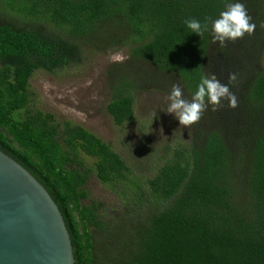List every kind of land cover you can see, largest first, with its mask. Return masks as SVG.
<instances>
[{
	"label": "trees",
	"instance_id": "1",
	"mask_svg": "<svg viewBox=\"0 0 264 264\" xmlns=\"http://www.w3.org/2000/svg\"><path fill=\"white\" fill-rule=\"evenodd\" d=\"M237 0H0V147L30 166L73 225L76 264H264V0H240L256 29L225 46L184 21L215 20ZM128 46L135 74L113 76L105 110L114 124L133 120V94L165 89L171 76L187 99L203 73L237 74L238 106L189 126V138L140 188L128 165L91 132L51 113L28 109L27 81L36 68L79 62L81 39L106 25ZM129 75V76H128ZM213 126H209L214 122ZM96 178L127 208L105 217L88 199Z\"/></svg>",
	"mask_w": 264,
	"mask_h": 264
},
{
	"label": "rangeland",
	"instance_id": "2",
	"mask_svg": "<svg viewBox=\"0 0 264 264\" xmlns=\"http://www.w3.org/2000/svg\"><path fill=\"white\" fill-rule=\"evenodd\" d=\"M105 25L96 30L95 36L86 35L81 39L79 62L54 71L36 68L31 72L27 81L28 109L51 113L57 123L68 121L94 134L128 165L127 176L135 177L140 188L146 189V178L153 176L175 144L188 140L190 129L181 126L174 114L166 112L167 97L175 82H170L171 76L161 78L165 89H145L133 94V120L121 124L112 122L105 104L110 97L113 76L122 77L124 71L135 74L140 67L128 58V46L114 41L124 37L126 32L114 24ZM259 66L264 70V45L259 54ZM221 69V74L214 68L208 73H214L221 82L228 83L226 76L223 78L227 69ZM229 87L234 93L235 88ZM224 111H229L227 102H223L217 111L209 106L202 115ZM79 155L90 168L85 183L88 193L85 202L88 199L101 202L105 217H122L127 208L124 201H130L134 196L132 188L125 189L126 198L117 194L121 186L109 187L101 183L92 170L94 160Z\"/></svg>",
	"mask_w": 264,
	"mask_h": 264
},
{
	"label": "water",
	"instance_id": "3",
	"mask_svg": "<svg viewBox=\"0 0 264 264\" xmlns=\"http://www.w3.org/2000/svg\"><path fill=\"white\" fill-rule=\"evenodd\" d=\"M0 264H76L72 223L33 169L2 147Z\"/></svg>",
	"mask_w": 264,
	"mask_h": 264
},
{
	"label": "clouds",
	"instance_id": "4",
	"mask_svg": "<svg viewBox=\"0 0 264 264\" xmlns=\"http://www.w3.org/2000/svg\"><path fill=\"white\" fill-rule=\"evenodd\" d=\"M251 21L252 17L248 14L245 4L237 0V2L226 4V10L222 11L219 18L215 20L209 17L202 24L199 20L192 18L185 20L184 23L191 33H196L200 37L209 30L210 23L212 42L223 47L228 42L242 39L245 34L252 35L256 24ZM236 81L235 73H229L228 83L221 82L214 73H203L197 85V91L192 94L191 99H186L182 87L178 83H173L167 97L169 103L166 112L174 114L181 126L188 127L197 123L209 106L213 111H217L223 106V102H227L229 108H236L237 97L229 87Z\"/></svg>",
	"mask_w": 264,
	"mask_h": 264
}]
</instances>
